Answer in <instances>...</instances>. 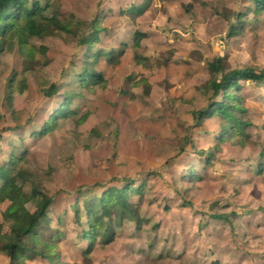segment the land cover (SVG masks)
Listing matches in <instances>:
<instances>
[{"label": "rangeland", "instance_id": "374dc122", "mask_svg": "<svg viewBox=\"0 0 264 264\" xmlns=\"http://www.w3.org/2000/svg\"><path fill=\"white\" fill-rule=\"evenodd\" d=\"M51 5L76 23L103 15L100 47L109 52L126 45L117 65L105 59L96 64L94 71L106 83L93 92L78 79L85 50L79 42L90 29L82 27L72 40L32 39L35 48H47L37 63L43 67L36 68V79L32 72L19 77L12 90L8 85L21 74L24 58L17 50L0 57V163L12 151L18 154L12 150L17 147L32 152L31 169L41 179L52 169L43 186L54 201L50 221L63 233L59 260L246 264L248 254L264 264V174L258 173L260 164L264 168V84L245 83L242 89L244 119L250 123L242 141L233 137L220 143L219 116L200 123L194 114L213 100L205 84L216 63L223 74L247 65L264 72V15H256L248 0H52ZM241 13L244 30L229 38ZM137 32L144 33L139 48L133 41ZM41 76L47 88L57 84L60 92L45 96ZM67 92L77 117L61 118L54 131L31 139L60 109ZM192 168L198 179L182 180ZM129 181L145 182L141 225L126 216L114 240L97 242L86 258L75 202L83 210L104 189ZM19 183L14 178L13 184ZM0 264L17 263L0 254Z\"/></svg>", "mask_w": 264, "mask_h": 264}, {"label": "trees", "instance_id": "16d2710c", "mask_svg": "<svg viewBox=\"0 0 264 264\" xmlns=\"http://www.w3.org/2000/svg\"><path fill=\"white\" fill-rule=\"evenodd\" d=\"M248 1L253 3L256 15H264V0ZM51 4L52 0H0V57L17 50L25 61L21 74H14L8 87L12 90L16 80L30 72L36 79V68L43 67L37 63L40 56L46 58L47 48L44 45L38 49L35 48L31 45L32 39L61 37L72 40L76 39V32H80L82 27L85 30L90 29V32H86L79 42L85 49L82 62L84 69L78 76L79 85L82 88L87 87L92 92L97 87H105L106 80L103 74L94 71V67L102 59L117 65L118 53L123 54L126 51V45L117 51H104L100 47V38L106 30L103 28L105 19L103 15H97L91 23H76L63 17L59 11H55ZM242 17V13L236 16V23L230 29L229 38L244 30V25H240ZM143 36L144 33L135 34L133 39L135 47H140ZM211 72H214V77L206 82L205 88L213 92V100L208 99V105L194 113L195 119L203 123L207 119L219 116L224 130L217 136V140L221 143L235 137L236 140L242 141L240 140L244 136L242 131L250 126V123L244 119L248 111L242 89L245 83L264 84V72H258L247 65L240 70L223 74L218 63ZM41 77L38 83L45 96L51 97L60 92L61 87L57 84L47 88L48 82L43 76ZM67 93L68 96H65L60 109L52 114L42 130L34 133L31 139L41 138L54 131L61 118L77 117L76 110L70 109L73 96ZM7 99L12 101L13 94L10 93ZM20 139L24 141L23 137ZM178 146L181 150L184 149L181 145L178 144ZM14 149L19 151L18 154L12 151L7 161L0 163V254L17 264H33L36 261L70 264L59 260L62 256L59 242L63 238V233L56 232L57 228L48 216L54 201L46 192L43 181L51 176L52 169L45 173V179H41L39 174H35V170L31 169L33 168L32 152L24 148L16 147L12 150ZM212 156L210 152L207 159H211ZM207 162L210 163V161ZM258 173L264 174L261 164ZM188 177L190 182H194L199 175H196L195 169L192 168L190 174L185 175L182 180ZM14 178H18L20 183L14 185ZM27 185L30 187L28 193L25 191ZM144 192V181L138 185L129 181L119 187L104 189L98 197L86 201L83 210L80 209L79 201L75 202L76 224L81 229L84 227L80 234L81 239L89 243L88 248L83 252L86 258L97 242L106 245L114 240L115 228L122 225L126 216L132 215L136 219L139 218V202H142ZM135 196L137 198L134 199ZM58 223H60V216L57 218V225ZM139 223H141L140 220L137 227L141 225ZM41 230L51 235L44 237Z\"/></svg>", "mask_w": 264, "mask_h": 264}, {"label": "crops", "instance_id": "0c3cea01", "mask_svg": "<svg viewBox=\"0 0 264 264\" xmlns=\"http://www.w3.org/2000/svg\"><path fill=\"white\" fill-rule=\"evenodd\" d=\"M263 179H264V176L262 177ZM188 180H189V177L187 178ZM190 181V180H189ZM135 183V182H134ZM136 184V183H135ZM125 185V184H124ZM263 185H264V183H263ZM119 186H121V185H119ZM119 186H114V187H119ZM222 217H224V218H226V216H222ZM221 217V218H222ZM264 241V240H263ZM86 243L87 244H89L87 241H86ZM262 250H264L263 248H262ZM228 254H229V252H228ZM233 259H235V257L230 253L229 254ZM258 256V255H257ZM254 260V261H253ZM240 261V260H239ZM261 261L262 260H259V258L258 257H256V260H255V258L252 256H250V255H248L247 254V256L244 258V262L246 263V264H254L255 262H257L258 264H261Z\"/></svg>", "mask_w": 264, "mask_h": 264}]
</instances>
